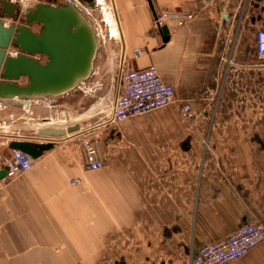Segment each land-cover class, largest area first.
<instances>
[{
    "label": "crops",
    "instance_id": "obj_1",
    "mask_svg": "<svg viewBox=\"0 0 264 264\" xmlns=\"http://www.w3.org/2000/svg\"><path fill=\"white\" fill-rule=\"evenodd\" d=\"M152 5L156 15L168 11L184 22L164 24L165 44L146 0H110L116 71L120 63L122 70L155 66L177 99L208 105L205 122L184 123L174 105L99 128L101 168L90 171L77 132L94 124L70 125L78 130L59 138L38 135L72 116L70 100L0 101V110L19 105L37 123L33 132L0 139L3 155L13 140L54 146L0 193V264H189L202 244L264 222V114L230 103L253 97L249 86L261 83L264 62L253 39L264 29V0ZM100 67L94 63L93 73ZM214 96L228 103L211 115ZM231 264H264V242Z\"/></svg>",
    "mask_w": 264,
    "mask_h": 264
},
{
    "label": "water",
    "instance_id": "obj_2",
    "mask_svg": "<svg viewBox=\"0 0 264 264\" xmlns=\"http://www.w3.org/2000/svg\"><path fill=\"white\" fill-rule=\"evenodd\" d=\"M146 1L156 19L152 0ZM14 10L12 5H5L3 14L13 16ZM85 18L73 1L56 5L38 3L26 9L21 25L6 26L0 18V101L29 106L30 102L52 99L79 88L93 72L98 48L96 33ZM32 24L40 26L38 33L32 32ZM158 32L162 44L167 43V26L158 27ZM10 49L17 54H9ZM22 79L24 85L19 83ZM77 130L75 126L66 130L40 129L38 135L59 138ZM53 147V143L29 140L8 143L9 150L22 152L34 161ZM4 175L5 170L0 172V178Z\"/></svg>",
    "mask_w": 264,
    "mask_h": 264
},
{
    "label": "built area",
    "instance_id": "obj_3",
    "mask_svg": "<svg viewBox=\"0 0 264 264\" xmlns=\"http://www.w3.org/2000/svg\"><path fill=\"white\" fill-rule=\"evenodd\" d=\"M10 1L17 4L27 2V0ZM185 18L189 20L191 15L185 16ZM167 21H176L178 26L184 24L176 14L163 11L156 16L155 25L161 27ZM93 24L94 30L99 36L102 30L96 21H93ZM253 41V51L256 58L264 62V29L255 32ZM223 61L227 64L229 58L226 56ZM116 80L117 82L112 83L111 90L100 99L101 103L96 108L100 109L99 113L103 112L104 114L101 121L77 132L80 137L79 142L85 167L90 171H97L101 168L98 155L99 137L94 134L99 128L115 129L130 117H139L174 105L178 107L180 117L186 123L198 122L207 113L208 105L196 110L193 107L194 102L192 100L177 99L173 87L163 80L155 66L150 65L139 70H122V64L120 63L116 71ZM66 122V120L60 121L62 124ZM50 124L53 123L50 122ZM68 125L55 126L54 129L66 130ZM42 138L52 137L42 136ZM1 145L4 146L5 143ZM205 146L207 147L206 143ZM33 165L34 160L22 152L8 150L6 155L0 152V172L5 170V175L0 178V193L7 181L27 173ZM76 182L72 181V184ZM263 242L264 222H255L233 231L221 240L202 244L196 253L191 256L189 264H231Z\"/></svg>",
    "mask_w": 264,
    "mask_h": 264
},
{
    "label": "rangeland",
    "instance_id": "obj_4",
    "mask_svg": "<svg viewBox=\"0 0 264 264\" xmlns=\"http://www.w3.org/2000/svg\"><path fill=\"white\" fill-rule=\"evenodd\" d=\"M69 1L70 0H27V2L24 4H17L19 9V16L15 17L14 19L5 18L2 22H4L6 26L21 25L23 24L24 20L22 16L26 13V9L34 7V5H36V3L38 2L56 5L58 3H67ZM104 1L106 2L108 8L107 10L113 14V17L115 19L113 9H111L110 6V0H94V4H92L93 6L91 7L75 3L81 13H83L87 20H89V23L92 25L93 29V21H96L102 30L99 36L96 34L98 48L96 57L94 59L95 65L97 64V66L99 67V64L101 63L102 68L100 67L99 75L92 72L89 78L85 81L88 83H93V87H86V89L83 90L77 87L71 92L62 96L55 97L52 99H42L48 102H55L57 106H61L63 103H66L68 100H70V103L73 106V111L71 113L72 118L69 116V119L71 118V120H67V122L64 124L56 122L55 124H52V127H63L67 123L69 124H67L68 127L76 123L87 124L90 122L92 124H98L104 116L103 112L99 113L100 109L98 110L96 108L99 107V104L101 103L100 99L104 96L103 94L111 90V86L107 85L106 82L108 81V79H112L113 76L114 79H116V62H118L120 59L117 46L118 44L113 41L114 38L112 37L116 20H111V15L107 14L108 11H106V7H104L103 5V7L101 6V3L104 4ZM88 9L92 12V14L90 13V11H87ZM106 14L110 18H107L108 16ZM112 21H114V24L112 23ZM30 28L33 33H38L40 31V27L36 24L30 25ZM9 54L14 56L17 54V51L15 49H10ZM39 59L42 62L45 61V59L42 57H39ZM96 78L99 79L100 84H96ZM260 82L261 83L259 84L256 81V84L253 83L254 86H249L248 88L249 90L252 89L251 92L254 95L253 97H248L247 94L245 98L231 100L230 103H233V105H236L241 109L247 108L251 111V113L258 111V113L264 114V72ZM19 83L21 85H24L25 81L22 79L19 81ZM101 83L104 85H101ZM101 86L102 88H100ZM99 89H101L102 91H100ZM100 93H102V95H100ZM213 98L217 100L218 103H216V101L214 100L215 105H210L208 112L211 115L214 114L215 111L220 112V110H222L224 106H227L228 103L224 101V103L220 104V99H217V96H214ZM19 109V105H9L5 109L0 110L1 142L7 140L8 138L14 139L17 136L15 135V133L18 132H20L21 134H26L30 131L33 132V130L37 127V123L32 120L31 111L28 110L29 112L27 114H24ZM15 114L17 117L15 116ZM4 119L7 120V123H4L3 125L2 121ZM200 121L205 122V118H201L199 122ZM181 262L185 264L186 261L183 260Z\"/></svg>",
    "mask_w": 264,
    "mask_h": 264
},
{
    "label": "flooded vegetation",
    "instance_id": "obj_5",
    "mask_svg": "<svg viewBox=\"0 0 264 264\" xmlns=\"http://www.w3.org/2000/svg\"><path fill=\"white\" fill-rule=\"evenodd\" d=\"M53 1V0H52ZM54 1H57V0H54ZM71 1H75L76 2V0H71ZM81 4H83V5H87V6H93L92 4H94V0H78ZM39 3V2H38ZM38 3H36V4H38ZM12 5L14 8H15V10H14V13H13V16H7V15H5V14H3V11H5V5ZM35 6V5H34ZM30 8H33V7H30ZM28 9V8H27ZM18 14V16H19V9H18V5H17V3H12L10 0H0V18H1V21H3V19H5V18H15V15H17ZM24 16H25V14L22 16L23 18H24ZM24 21V20H23ZM4 23V22H3ZM39 26V25H38ZM40 27V26H39ZM41 29V28H40Z\"/></svg>",
    "mask_w": 264,
    "mask_h": 264
},
{
    "label": "bare ground",
    "instance_id": "obj_6",
    "mask_svg": "<svg viewBox=\"0 0 264 264\" xmlns=\"http://www.w3.org/2000/svg\"><path fill=\"white\" fill-rule=\"evenodd\" d=\"M76 2L80 3L78 0H76ZM66 119L69 120V116L68 115H66Z\"/></svg>",
    "mask_w": 264,
    "mask_h": 264
}]
</instances>
